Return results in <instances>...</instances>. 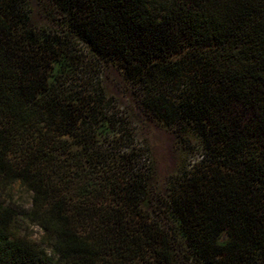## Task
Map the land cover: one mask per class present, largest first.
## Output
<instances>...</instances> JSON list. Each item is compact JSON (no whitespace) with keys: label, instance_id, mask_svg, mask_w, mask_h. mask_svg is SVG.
<instances>
[{"label":"trees","instance_id":"1","mask_svg":"<svg viewBox=\"0 0 264 264\" xmlns=\"http://www.w3.org/2000/svg\"><path fill=\"white\" fill-rule=\"evenodd\" d=\"M110 70L196 138L167 187ZM0 264H264V0H0Z\"/></svg>","mask_w":264,"mask_h":264},{"label":"rangeland","instance_id":"2","mask_svg":"<svg viewBox=\"0 0 264 264\" xmlns=\"http://www.w3.org/2000/svg\"><path fill=\"white\" fill-rule=\"evenodd\" d=\"M32 22L34 25L48 24L36 5ZM105 85L109 94L117 99L123 110L130 113L132 117L130 126L136 128L137 134L144 139L148 148L153 164L150 187L158 189L167 187L170 178L176 175L185 162L197 157L195 136L169 128L142 110L139 105V94L130 89L118 72L110 70ZM118 131L119 128H116V133H119ZM32 233L34 238L40 237L37 229H33Z\"/></svg>","mask_w":264,"mask_h":264}]
</instances>
